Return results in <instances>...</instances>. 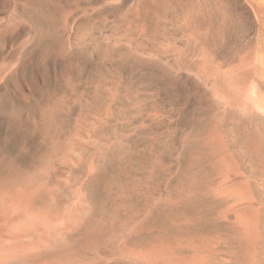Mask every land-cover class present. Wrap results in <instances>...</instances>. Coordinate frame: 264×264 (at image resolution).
I'll return each mask as SVG.
<instances>
[{"label": "rangeland", "instance_id": "374dc122", "mask_svg": "<svg viewBox=\"0 0 264 264\" xmlns=\"http://www.w3.org/2000/svg\"><path fill=\"white\" fill-rule=\"evenodd\" d=\"M256 1L0 0V57L18 63L32 107L63 100L65 126L86 115L85 127L96 124L105 143L125 139L143 154L135 167L148 185L144 212L174 230L164 221L183 215L219 253L215 264H264V210L249 211L256 227L246 233L226 212L223 193L236 184L264 203V105L250 108L242 96L264 103V84L244 66L255 62L257 21H264ZM6 121L0 115L1 137ZM169 197L181 203L164 204Z\"/></svg>", "mask_w": 264, "mask_h": 264}, {"label": "bare ground", "instance_id": "6f19581e", "mask_svg": "<svg viewBox=\"0 0 264 264\" xmlns=\"http://www.w3.org/2000/svg\"><path fill=\"white\" fill-rule=\"evenodd\" d=\"M257 3L262 5L264 0ZM257 41L255 62L244 66L264 84V21H257ZM2 58L0 115L7 120V132L0 136V264H215L218 252L205 236L196 237L195 231H189V220L183 215L176 213L164 221L174 230L151 221L150 208L144 212L145 184L137 175L143 171L135 167L143 154L130 148L125 139H109L105 143L95 131L96 124L85 127L86 115L65 126L60 116L67 113L68 104L63 100L39 101L42 104L33 108L32 89L17 76L18 63ZM9 84L21 91L23 104L11 99ZM242 96L244 105L250 108L264 105L259 99L260 103L252 104L247 94ZM6 100L10 101V108L4 109ZM91 148L93 152L89 151ZM149 171L152 174V169ZM233 187L223 190L229 197L226 212L236 216L237 223L250 233L256 220L249 211L256 215L264 210V203ZM164 202L174 207L181 203L170 197Z\"/></svg>", "mask_w": 264, "mask_h": 264}]
</instances>
